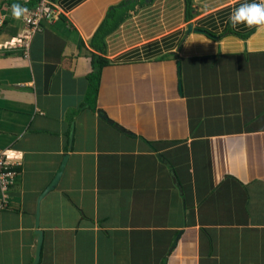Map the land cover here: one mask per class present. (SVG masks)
I'll use <instances>...</instances> for the list:
<instances>
[{"label":"crops","instance_id":"1","mask_svg":"<svg viewBox=\"0 0 264 264\" xmlns=\"http://www.w3.org/2000/svg\"><path fill=\"white\" fill-rule=\"evenodd\" d=\"M53 1L0 53V264H264V25L226 23L260 0Z\"/></svg>","mask_w":264,"mask_h":264},{"label":"built area","instance_id":"2","mask_svg":"<svg viewBox=\"0 0 264 264\" xmlns=\"http://www.w3.org/2000/svg\"><path fill=\"white\" fill-rule=\"evenodd\" d=\"M29 2L30 0H24ZM26 7V6H25ZM23 15L24 28L22 32L13 39L0 44L2 51L20 48L24 51V56L28 57L30 41L34 34L43 30V23H52L59 18L58 7L53 0H39L34 8H28ZM5 26V19L0 14V32ZM20 165L19 156L11 149H0V182L3 185L13 183L17 176V168ZM6 201L0 200V207L5 206Z\"/></svg>","mask_w":264,"mask_h":264},{"label":"clouds","instance_id":"3","mask_svg":"<svg viewBox=\"0 0 264 264\" xmlns=\"http://www.w3.org/2000/svg\"><path fill=\"white\" fill-rule=\"evenodd\" d=\"M28 9L19 3H13L11 5L12 16L19 20ZM231 24L233 28H236L240 24H245L248 27L254 25H264V0H260L259 3H242L239 7H236L228 16L226 23Z\"/></svg>","mask_w":264,"mask_h":264},{"label":"trees","instance_id":"4","mask_svg":"<svg viewBox=\"0 0 264 264\" xmlns=\"http://www.w3.org/2000/svg\"><path fill=\"white\" fill-rule=\"evenodd\" d=\"M102 35H104V28L96 32L95 39L101 37ZM92 63H93L94 70H93V72L91 73V75L89 77H91V79H93V82L91 80V87L93 88V91L96 92L97 87H98V82H96V81L100 78L101 69L103 67V63L104 62H103L102 59H99V57L93 55Z\"/></svg>","mask_w":264,"mask_h":264},{"label":"water","instance_id":"5","mask_svg":"<svg viewBox=\"0 0 264 264\" xmlns=\"http://www.w3.org/2000/svg\"><path fill=\"white\" fill-rule=\"evenodd\" d=\"M58 177H59V175H58L57 178L54 180V182L50 185V188H53V187L55 186V184H56L57 181H58ZM39 235H40V239H39V244H38V249H37V258H36V261H37V262H38V260H39V253H40L41 241H42V233L40 232ZM37 262H36V263H37ZM36 263H35V264H36Z\"/></svg>","mask_w":264,"mask_h":264}]
</instances>
